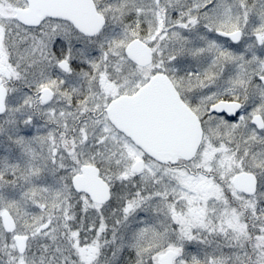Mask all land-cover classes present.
Wrapping results in <instances>:
<instances>
[{
	"label": "snow or ice",
	"instance_id": "obj_1",
	"mask_svg": "<svg viewBox=\"0 0 264 264\" xmlns=\"http://www.w3.org/2000/svg\"><path fill=\"white\" fill-rule=\"evenodd\" d=\"M0 264H264V0H0Z\"/></svg>",
	"mask_w": 264,
	"mask_h": 264
}]
</instances>
